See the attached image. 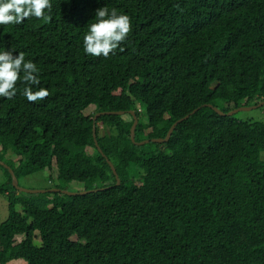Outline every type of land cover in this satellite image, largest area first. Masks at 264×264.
I'll list each match as a JSON object with an SVG mask.
<instances>
[{
    "label": "trees",
    "instance_id": "16d2710c",
    "mask_svg": "<svg viewBox=\"0 0 264 264\" xmlns=\"http://www.w3.org/2000/svg\"><path fill=\"white\" fill-rule=\"evenodd\" d=\"M51 3L44 18L0 26V47L36 63L49 92L29 102L18 81L0 98V160L20 158L8 163L18 181L56 167V189L108 190L22 194L6 169L0 264H264V123L208 108L264 102V0ZM100 7L131 20L107 58L83 48ZM130 112L149 144L132 142Z\"/></svg>",
    "mask_w": 264,
    "mask_h": 264
},
{
    "label": "clouds",
    "instance_id": "9594fccd",
    "mask_svg": "<svg viewBox=\"0 0 264 264\" xmlns=\"http://www.w3.org/2000/svg\"><path fill=\"white\" fill-rule=\"evenodd\" d=\"M52 8L51 0H0V26L21 25L30 17L44 18ZM131 31V20L115 9L95 10V22L88 25L83 48L88 55L107 58L124 42ZM16 53V54H14ZM40 69L23 52L14 47H0V98L12 100L17 95V82L24 84L22 95L29 101L42 100L49 95L40 86Z\"/></svg>",
    "mask_w": 264,
    "mask_h": 264
},
{
    "label": "rangeland",
    "instance_id": "374dc122",
    "mask_svg": "<svg viewBox=\"0 0 264 264\" xmlns=\"http://www.w3.org/2000/svg\"><path fill=\"white\" fill-rule=\"evenodd\" d=\"M137 109L139 112H141L142 115V121H144L145 124H147V114L145 112V107L141 104L137 105ZM96 112L95 109H90L87 114H94ZM239 117L245 121H256V122H263L264 123V108L260 110H255L252 112H242L239 114ZM149 133V131H148ZM92 153V151H90ZM0 154H1V148H0ZM1 161V160H0ZM20 161V158L15 156L13 153H9L4 157L3 163H5L8 166V163L14 162L15 164H18ZM2 162V161H1ZM6 168L0 165V187L7 184L9 182V176L6 173ZM19 185L21 188L30 190V191H46L48 189L53 190L56 189L57 185V169L56 167L51 171H46L42 173H38L32 177H28L25 179H22L19 181ZM72 193H80L84 191V186L79 184H73L69 186V190H67ZM19 212H22L21 209H18ZM9 217V210H8V202L7 199L0 197V224L7 221ZM36 244L37 246H40V237L39 234H36ZM24 240V237H18L17 243H20ZM16 264H27L23 261H18Z\"/></svg>",
    "mask_w": 264,
    "mask_h": 264
},
{
    "label": "water",
    "instance_id": "95a60500",
    "mask_svg": "<svg viewBox=\"0 0 264 264\" xmlns=\"http://www.w3.org/2000/svg\"><path fill=\"white\" fill-rule=\"evenodd\" d=\"M264 107V102H262L260 105L258 106H255V107H244V108H240V109H237V110H234L232 112H230L229 114H225L224 112H222L219 108H216V107H213V106H208V108L210 109H213L218 115H220L221 117H233L235 115H238L239 113H242V112H252V111H255V110H258L260 108H263ZM196 112H194L192 115H194ZM126 113L124 112H118V113H102V114H98L95 118V123L97 122V119L101 116H104V115H110V116H123L125 115ZM130 114L134 117V120H135V123H134V126L131 130V138H132V142L137 145V146H145L147 144H149L151 141H144L142 143H137L136 142V130H137V127L139 125V121H138V118L136 117V114L134 112H130ZM192 115L186 117L184 120H180L178 123H176L172 128L171 130L169 131V134L167 136L166 139H158V140H152V142L154 143H157V144H165V143H168L171 138H172V135L176 129V127L181 124L183 121L185 120H188ZM94 138H95V141H96V145L97 147L99 146L98 143H97V135H96V130H94ZM101 154L106 158V156L104 155L103 151L101 149H99ZM109 162V161H108ZM0 165L3 166L4 168H6L11 176H12V182H13V186L14 188L19 192V193H22V194H29V195H40V194H47V193H51V194H54V193H60V194H64L66 196H71V197H76V196H85V195H88V194H92V193H99L101 191H105V190H108V189H103V190H95V191H86V192H80V193H72V192H69V191H63V190H59V189H53V190H46V191H30V190H26V189H23L20 187L19 185V181L14 173V171L9 167L7 166L5 163L1 162L0 161ZM109 165L110 167L112 168L113 172H114V175L116 177V180H117V187H119L121 185V180L117 174V171L115 169V167L113 166V164L111 162H109ZM110 189V188H109Z\"/></svg>",
    "mask_w": 264,
    "mask_h": 264
}]
</instances>
